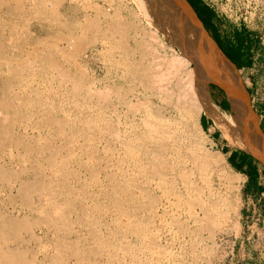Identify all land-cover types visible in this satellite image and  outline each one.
<instances>
[{"label":"rangeland","instance_id":"374dc122","mask_svg":"<svg viewBox=\"0 0 264 264\" xmlns=\"http://www.w3.org/2000/svg\"><path fill=\"white\" fill-rule=\"evenodd\" d=\"M203 1L264 57V0ZM154 18L134 0H0L2 254L264 264V237L238 222L243 177L184 108L194 65Z\"/></svg>","mask_w":264,"mask_h":264},{"label":"bare ground","instance_id":"6f19581e","mask_svg":"<svg viewBox=\"0 0 264 264\" xmlns=\"http://www.w3.org/2000/svg\"><path fill=\"white\" fill-rule=\"evenodd\" d=\"M134 1L137 3L138 6L141 7L142 13L145 16L147 17L151 16V17L156 18V19L155 18L152 19V20H155L154 22H156L155 27L158 28L162 34L164 33L168 37V39L167 38L166 39L173 46H175L178 49V51L181 52L182 55L187 59L186 65L187 63L188 64L193 63L194 65V68H192L193 70H191L193 73L194 79L192 80L191 78L190 79L192 80L191 85L183 89V93L185 95L184 99L188 100V103H189V106L187 107L183 106L184 108H187L186 111L189 114H191V117L192 116L195 117L197 122L199 120L200 114H205V116L211 119L216 125V127H218L222 131L221 133H223L224 138L228 142H230L235 147L244 149L248 154L253 156L255 159H257L258 162L264 165V136L258 128V118L252 112L248 104L247 95L243 87V84L240 80V77L237 71L235 70V68H233L231 63H229L225 59V57L216 47L214 42L208 36L205 29L203 28L201 23L198 21V19L196 18L195 14L193 13L189 5L186 3V1L185 0H134ZM148 3L149 4L151 3V5H148ZM189 34L190 35L192 34L193 37L189 38ZM209 83H217L226 91L227 98L232 107L231 115L229 117L221 114L218 111L219 109L217 110V108L211 102L207 94L204 92L205 86H207ZM202 84H203V87L201 86ZM184 101L185 100H183L182 102ZM183 104L184 103H182V105ZM180 105H181V102H180ZM183 107H181V109L184 110ZM153 117L155 118L156 115L153 114ZM157 119H160V118H157ZM155 130L157 129L155 128ZM12 224H13V221H12ZM9 225L12 227L13 230L16 228L14 227L15 222L13 225H11V223L9 222ZM9 225L7 226V229L6 227L5 228L3 227V229L9 230L8 229L10 228ZM17 226H19V223H17ZM10 232H11V229H10ZM6 234L7 233H5V235ZM15 254L17 255V253H9V251L8 253L7 252L4 254L1 253L0 255H3V256L1 257L2 262H0V264H19L18 259H17L19 257L18 255L16 256ZM19 259H20L19 261L22 262L21 257ZM22 264H25V263L22 262Z\"/></svg>","mask_w":264,"mask_h":264},{"label":"crops","instance_id":"0c3cea01","mask_svg":"<svg viewBox=\"0 0 264 264\" xmlns=\"http://www.w3.org/2000/svg\"><path fill=\"white\" fill-rule=\"evenodd\" d=\"M203 28L215 43L216 47L237 71L245 89L248 104L258 118V128L264 136V91L259 82L262 73L260 62L264 60L263 54H258L252 35L248 33L239 41L236 36L240 28L232 32L219 29L214 10L203 0H185ZM244 28V27H241ZM245 29V28H244ZM208 93L214 106L224 116L231 115V104L226 91L217 83L208 84ZM200 115L199 127L209 140L218 146L227 157V162L243 177L241 191V207L238 222L242 229H251L252 234L264 237V167L250 154L236 148H228L222 143L225 140L214 122ZM223 153V152H222ZM240 168V171L237 170ZM249 225V226H248Z\"/></svg>","mask_w":264,"mask_h":264},{"label":"flooded vegetation","instance_id":"af4514ba","mask_svg":"<svg viewBox=\"0 0 264 264\" xmlns=\"http://www.w3.org/2000/svg\"><path fill=\"white\" fill-rule=\"evenodd\" d=\"M148 5H151V3L149 4L148 3ZM146 6H147V4H146ZM158 22V21H157ZM207 33V32H206ZM208 34V33H207ZM209 36V35H208ZM210 37V36H209ZM212 40V39H211ZM213 41V40H212ZM215 44V43H214ZM193 70V69H192ZM201 84V83H200ZM202 87H203V84L201 85ZM206 87V89L204 88V92L207 94V96L209 97V93H208V85L207 86H205ZM206 90V91H205ZM209 99L211 100V98L209 97ZM211 102H212V100H211ZM213 103V102H212ZM215 127H216V125H215ZM219 131H220V133L222 132L218 127H216ZM221 135H222V137L224 138V136H223V133H221ZM225 139V138H224ZM225 141L227 142V140L225 139ZM227 144L229 145V143L227 142ZM231 148H236V149H240V150H242V151H244V152H246L244 149H242V148H239V147H234V146H231V145H229ZM247 153V152H246ZM260 163V162H259ZM261 165L264 167V165L261 163Z\"/></svg>","mask_w":264,"mask_h":264},{"label":"trees","instance_id":"16d2710c","mask_svg":"<svg viewBox=\"0 0 264 264\" xmlns=\"http://www.w3.org/2000/svg\"><path fill=\"white\" fill-rule=\"evenodd\" d=\"M245 35H247V31L244 28H240V31L236 36L238 37L239 41H241L244 38L243 36ZM222 152L225 153L226 151L222 150ZM228 163H230V159L228 160ZM237 170L240 171V168L237 167Z\"/></svg>","mask_w":264,"mask_h":264},{"label":"water","instance_id":"95a60500","mask_svg":"<svg viewBox=\"0 0 264 264\" xmlns=\"http://www.w3.org/2000/svg\"><path fill=\"white\" fill-rule=\"evenodd\" d=\"M194 13V12H193ZM196 16V15H195ZM197 18V17H196ZM198 19V18H197ZM198 21L200 22V20L198 19ZM201 23V22H200ZM202 25V24H201Z\"/></svg>","mask_w":264,"mask_h":264}]
</instances>
